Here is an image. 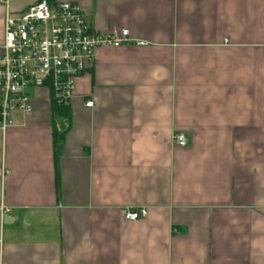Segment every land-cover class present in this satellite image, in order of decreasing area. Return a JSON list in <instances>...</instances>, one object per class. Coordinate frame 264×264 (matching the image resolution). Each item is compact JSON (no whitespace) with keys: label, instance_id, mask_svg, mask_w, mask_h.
I'll list each match as a JSON object with an SVG mask.
<instances>
[{"label":"crops","instance_id":"crops-1","mask_svg":"<svg viewBox=\"0 0 264 264\" xmlns=\"http://www.w3.org/2000/svg\"><path fill=\"white\" fill-rule=\"evenodd\" d=\"M49 1L134 42L0 129V264H264V0Z\"/></svg>","mask_w":264,"mask_h":264},{"label":"built area","instance_id":"built-area-1","mask_svg":"<svg viewBox=\"0 0 264 264\" xmlns=\"http://www.w3.org/2000/svg\"><path fill=\"white\" fill-rule=\"evenodd\" d=\"M5 11L3 42L0 44V129L13 124V114H31L30 92L47 89L68 106L76 80L94 60L102 46L120 47L134 40L128 30L121 36L92 29L82 8L74 3L40 0L15 14L9 0H0ZM143 44L142 42H137ZM93 108L92 101L86 102ZM174 142L187 146L183 133ZM147 216L145 209L125 212L128 221Z\"/></svg>","mask_w":264,"mask_h":264},{"label":"trees","instance_id":"trees-1","mask_svg":"<svg viewBox=\"0 0 264 264\" xmlns=\"http://www.w3.org/2000/svg\"><path fill=\"white\" fill-rule=\"evenodd\" d=\"M62 106L64 107V105L63 104H61L60 102H58L57 101V103H56V107L58 108V109H62ZM67 112H69V109H68V107L67 108H63V114H66ZM56 135H58V133H57V131H56ZM60 138H58L57 136H56V139H55V143H56V145L57 146H59L60 145V143L62 142V140H63V134H59L58 135ZM56 185H57V189H58V193L60 194V185H61V181H60V176H59V173H56Z\"/></svg>","mask_w":264,"mask_h":264}]
</instances>
